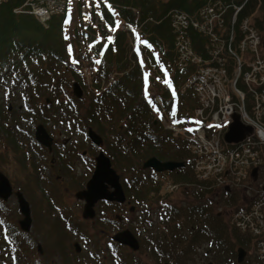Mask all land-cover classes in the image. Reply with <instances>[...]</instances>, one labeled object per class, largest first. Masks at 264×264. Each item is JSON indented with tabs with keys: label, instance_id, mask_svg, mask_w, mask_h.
<instances>
[{
	"label": "rangeland",
	"instance_id": "obj_1",
	"mask_svg": "<svg viewBox=\"0 0 264 264\" xmlns=\"http://www.w3.org/2000/svg\"><path fill=\"white\" fill-rule=\"evenodd\" d=\"M77 1L72 0L71 2L66 37L70 50V63L73 69L81 74V79L85 83H80L83 89L81 98H77L73 94V75L67 70L68 65L67 67L64 66L65 63L63 62H60V64L55 63L54 68L47 66V71L44 68V75L40 74V76L37 75L39 68H26V70H23L22 73H26L28 76L30 73L31 79H34L36 83L41 78L44 80L38 86H32L33 89H27L16 74L10 73L9 67H3L0 70V76H2L0 79V171L12 183L13 193L17 190L24 193L31 205L35 219L32 231L28 235L20 233L18 221L22 218V214L19 210L17 196L14 193L7 201L0 199V264H234L232 251L227 250L224 246H219L204 236L197 243V246L190 249L179 263H166L165 261L159 263L157 257L153 255L151 243L148 244L147 240L156 235V232L161 229L158 221L164 215L165 210L163 209L166 206V203L161 199L165 198L163 200L170 201V204H187L193 201L192 193L197 190H194L193 186L189 187L190 183L175 180L171 173L178 168L173 171L158 173L150 168L144 169L142 167L143 163L149 158L145 161L143 160L144 162L141 160L140 163L136 162V166L131 169L126 168V161L120 162L121 166L118 167L114 162L116 160L118 134L116 129L113 128L115 124L110 117L101 114L95 118L83 116L80 120L74 121L78 113L86 114L87 108L91 106L94 98L104 91L109 81L111 83V80L118 75V72H112L109 76H102L105 84L102 83V88L98 89L94 87L93 81L94 79L100 80L99 70L95 72L93 68L89 67L81 70V66L75 63L76 59L79 60L80 52L77 49L82 48V46L80 48L76 47L70 34L73 18L77 19L79 26L82 24ZM62 2L63 0H59L58 5H54L53 8H56V13L52 18L59 13ZM244 2L245 0H207V3L199 12L192 16L201 21L203 16L200 12L203 10L204 14H208L209 10L207 11V8L206 10L204 8L208 7L210 3L215 5L228 3L227 5L232 6L234 10L233 13L230 10L227 12V16L231 15V23H233V17L240 7L238 4ZM82 4H87L86 0H83ZM176 10L177 8L168 11L163 20L171 23V12ZM140 11L136 10L135 15L140 16L142 13ZM146 23H156V21L149 15L142 25H146ZM200 25L202 29L210 30L208 22H202ZM246 25H249L247 20L241 26L244 31H247L241 36V45L243 47L249 44L250 47L255 49L258 42L254 31L259 36V41H264V33L262 34L258 30H251ZM45 26L46 28L48 27V25ZM252 27L255 28V25L253 24ZM195 28L194 32H198L200 40L197 41L193 38L191 53L193 55L194 53L201 55L204 51L205 55L209 54L212 56V60L207 62H211V64H217L222 60L223 63L217 65L220 67H214V70L221 72L223 77L220 83L215 86V91L212 92L214 95L219 96L217 104L210 103L209 107H207L201 99L194 98V100L191 99L186 103V111L192 115L207 116L211 120L220 107L218 103L221 101L223 105L227 104L224 103L227 98L231 100L233 107L247 110L249 111L248 114H251V109L248 108V103H245V101L247 100L250 105L253 101L254 91L264 89V75L258 78L255 76V72L251 76L249 75L248 70L252 69L250 64L255 57L253 55L248 57V55L242 53V50L239 51L236 34L233 35L232 27L228 33L221 34H218L216 30L206 33L201 28L196 30ZM210 40L213 42L211 43ZM95 43V41L88 43L85 49L90 51ZM131 48L139 55L142 51V49L138 51L136 47L133 48L131 41H129L121 58V64L129 63V69L135 65V62L131 61L133 58ZM258 48L261 58L264 59V49ZM136 57L140 63L143 61V56ZM84 58H87V56ZM93 60L89 58V61H83L88 65L96 66ZM61 68L63 69V74L61 73L62 79L53 88L52 85L54 80H56L57 71L61 70ZM65 71L66 73H64ZM150 73L153 77L152 85L149 91L150 94H145L146 98L152 97L156 93L155 90H165L161 83V74L159 75L154 69H151ZM155 78L159 79L155 80ZM243 96L244 99H242ZM47 97L49 98L48 102L45 101ZM214 106L215 108L213 109ZM254 115L250 116L254 117ZM157 118L159 119V116L155 111L153 113L155 124L159 123L160 127L165 130L164 126L167 122H165V119L158 120ZM124 122L122 120V124H120L122 129L125 125ZM38 124H42L46 130V127H48V134L52 136L53 141L55 140V143L51 145L50 152L45 147H40L34 138ZM89 127L103 137V143L100 146L95 145L88 138ZM100 151H103L111 159L113 168L120 175V182L124 189L127 203L107 205L103 202H98L95 205L96 217L92 220L82 221L80 216L84 202L78 200L75 194L90 179L95 169L96 157ZM52 159H54L53 162ZM24 160L25 164H23ZM133 160L135 161L136 157ZM196 160L193 161L196 162ZM229 168L224 173L221 172L223 167L220 162L210 163L208 166L204 165L203 167L201 164H199V167L192 165V174L195 175L194 179L196 181L199 179V183H203L204 189L207 187L208 190L205 189V191L209 192L207 194L210 195L211 192L216 200H221L224 199L223 183L232 188L231 185L234 181L231 172L232 167L230 166ZM252 168L255 172L250 175L251 179L249 176H243L241 182L239 181L236 184L237 187L241 184L242 186L234 190L236 197L228 201L230 207L234 204L236 206L241 205L243 196V198H247L246 195L254 197V192L245 195L243 191L245 185L246 187L250 185L254 187L256 185L260 186L259 183H251L254 174L257 175L259 172V168L255 166ZM209 171L212 173L209 175L215 176L213 183L208 181L209 175L207 173ZM57 175H68V177L61 182L57 179ZM202 175H204L203 178H201ZM205 175H208V177ZM37 177L39 179L36 183H39L36 185L32 180ZM126 182H135V186L140 189L159 182V197L149 199L148 202L135 200L126 190L128 189ZM198 187L199 190H202L200 189L201 185ZM47 188L49 191L46 190ZM183 188L189 189L185 191ZM51 194H55L57 199L54 205L56 210L52 208L53 211L50 210ZM201 201L203 202V199ZM222 203H224V200H221ZM208 204L216 211L215 205L210 200ZM130 206H134V209L130 210ZM117 216H121L122 220H118ZM107 218L111 219V222H108ZM124 229L134 232L140 240L139 251L133 252L121 245L117 247L119 245L114 242L112 236ZM237 232H240L239 234L245 241L250 235H254L250 232V234L246 233L248 236H245L242 231L239 230ZM231 238L235 243V249L243 247L246 250L245 260L242 263H238L236 259V264H261L255 256V251L259 249L256 244L253 245L251 240L248 239V244L240 245L233 235ZM76 242L81 245L80 252L75 251L74 243ZM37 244L42 245L44 250L43 258L33 254Z\"/></svg>",
	"mask_w": 264,
	"mask_h": 264
},
{
	"label": "trees",
	"instance_id": "obj_2",
	"mask_svg": "<svg viewBox=\"0 0 264 264\" xmlns=\"http://www.w3.org/2000/svg\"><path fill=\"white\" fill-rule=\"evenodd\" d=\"M110 1L127 8L121 12L125 20L135 21L136 17L131 8L141 10L142 13L139 18L141 23L149 15L154 18L156 23H146L142 30L143 35L152 46V49H146L147 63L156 72H160V66L156 58L159 57L162 65L168 69L174 82L180 87L183 81L188 78L194 66L184 71H178L173 67L176 60L175 38L177 35L173 34L170 23L163 20V17L174 8L184 10L192 16L199 12L207 3V0ZM23 2L24 0H6L0 6V70L3 67H9L10 73L16 74L27 89H33L32 86H38L44 80L40 77L41 79L37 80L36 83L34 79H31L30 73L28 76V74L22 73L23 70H26V68H39L37 75L40 76V74L44 75L45 70L47 71V66L54 68L55 63L60 64V62H63L65 63L64 66L67 67L68 65L67 70L73 75L74 81L83 84L84 81L81 79L80 73L73 69L69 59L70 50L66 37L67 26L69 25L68 17L66 15L53 17L48 27L45 28L32 15L14 13V9ZM103 11L109 25H112L111 15L106 10L103 9ZM246 17H249L250 22H252L251 26L254 24L255 28L263 34L264 0H250V2H247L239 14V20ZM238 26L239 24L236 27L237 31ZM70 34L77 48L96 39L95 35L83 32L75 18H73L70 26ZM237 35L236 39L238 38ZM199 36L198 33H193V38L197 41L200 40ZM128 40L129 36L125 32L119 31L107 42H99L93 45V53L101 59L102 64L98 73L99 76H109L112 72H118V75L114 77L104 91L94 98L91 106L87 108L86 114L78 113L74 121L80 120L83 116L95 118L101 114L111 118V121L115 124L113 128L116 129L118 134L116 160L114 161L118 167L121 166L120 162L126 161V168L131 169L137 163L153 156L164 161H182L185 166L178 168L171 175L175 177L176 181H184L188 184L196 183L198 181L194 179L195 175L192 174L193 156L188 146L174 139L170 133L160 127L159 123L155 124L154 122L152 110L145 97L142 68L136 66L129 69V63L121 64V58L125 53ZM260 45L264 49L263 40ZM154 49L156 53L153 52ZM200 56L204 60L212 59V56L205 55L204 51ZM213 64L218 65V63ZM62 72V68L57 71L56 80L52 85L53 88L60 83ZM93 85L95 88L101 89L99 79H94ZM164 96L166 98L169 96L166 90ZM194 97L192 91L180 94L178 111L180 118L191 116L186 111L185 105L191 99L194 100ZM122 120L125 121L123 129L120 125ZM135 157L136 160L134 161ZM23 164H25V160ZM188 189L185 188V191ZM126 190L133 199L148 201L159 197L160 183L157 182L155 185L141 189L136 186H128ZM206 193L208 192L205 189L192 193L194 199L187 204L167 205L164 215L158 221L161 225L160 231H157L156 235L147 240L148 244L151 243L152 253L157 257L159 263L162 261L179 263L190 249L197 246V243L204 236L219 246H224L227 250L232 251L233 261L236 264L237 249L234 248L235 243L232 241L231 236L233 235L240 245L248 244V241H245L239 232L230 227L224 221L222 215L215 212L208 204L211 199ZM107 221L111 222L109 219Z\"/></svg>",
	"mask_w": 264,
	"mask_h": 264
},
{
	"label": "built area",
	"instance_id": "obj_3",
	"mask_svg": "<svg viewBox=\"0 0 264 264\" xmlns=\"http://www.w3.org/2000/svg\"><path fill=\"white\" fill-rule=\"evenodd\" d=\"M4 1L5 0H0V4ZM248 1L249 0H245L242 4L237 3L240 7L233 17V23H231V15L227 16L229 10L232 13L234 11L232 6L227 5L228 3L222 5L220 3L219 5L210 3L208 7L204 8L205 10L207 8V11L209 10L208 14H204L203 10L200 12L203 16L201 21L182 11H175L172 14L171 23L173 30L177 35L176 45L180 55L181 65L185 66L189 62L199 65L197 73L192 76L190 82L186 86L190 87L194 85L198 91L199 98L207 107H209L210 103L217 104L219 96L214 95L212 92L215 91V86L222 80L223 74L214 70V67L220 66L214 65L213 63L211 64V62L207 63L208 60H204L199 55L195 53L193 55L191 53V41L188 32L189 30H194V27H196L195 30L200 29V24L202 22H208L210 24V30L201 28L202 31H206V33L214 32V30H216L218 34L225 32L228 33L231 31L232 27L233 35L239 34L237 38L239 51L242 50V53L248 55V57L251 55L255 57V59L253 57L254 60L250 64L252 69L248 70L249 75L251 76V74L255 72L257 78L262 77L264 75V59L261 58L258 48H261L260 44L262 40L259 41V36L254 31L258 42L257 48L253 49L249 44H246L243 47L241 45V36L247 32L241 27L245 20L249 21V25H246L247 28L257 31L256 28L251 26L248 17L239 20V14ZM58 3L59 0H25L23 5L15 9V12L34 14L42 23H45L51 16L55 15L56 8L53 7L55 4L58 5ZM66 8L67 0H63L60 4V11L58 14L65 12ZM238 24L237 31L236 27ZM222 63L223 61L220 60L218 65ZM242 99H244V96ZM224 103L227 104L223 105L221 101L218 103L220 107L214 114L213 119L211 118V120H209L207 116H200L204 123L198 125L196 133L190 137L192 140V150L197 157L195 165L196 167H199V164H201L203 167L204 165L208 166L210 163L214 164L220 162L223 167L221 172L224 173H226L231 166V172L234 178L231 185L232 188L223 183V187H229L231 191L242 186L241 184L237 187L236 184L239 181L241 182L243 176H249L251 179L250 175L253 170L252 167L255 166L256 168H259L256 178L253 177L251 183H259L260 186L256 185L254 187L253 185H250L246 187L245 185L243 190L245 195L254 192V197L246 195L247 198H243V196L241 208L238 210H229L228 217L231 224L243 233L250 234L251 232L254 234L252 236L254 237L255 244L259 247L256 252L262 261V264H264V89H257L254 91L253 101L250 105L247 100L245 101V103H248V108L251 109V114H248L249 111L247 110L241 108L236 109L233 107V103H231L230 99L226 98ZM214 108L215 106L213 109ZM235 113L239 114L243 123L252 126L253 132L247 135L240 143L228 146L229 144L225 143L222 139L224 133L223 130L215 131V129H212L209 132V128L211 127L210 125H219L224 122L232 121V117ZM253 114H255L254 117L250 116ZM169 127L184 132L182 128L178 129L173 125H170ZM207 174L209 175L212 173L209 171ZM208 175L205 176L208 177ZM203 177L204 175L201 176V178ZM214 177V175H209L208 181L213 183Z\"/></svg>",
	"mask_w": 264,
	"mask_h": 264
},
{
	"label": "water",
	"instance_id": "obj_4",
	"mask_svg": "<svg viewBox=\"0 0 264 264\" xmlns=\"http://www.w3.org/2000/svg\"><path fill=\"white\" fill-rule=\"evenodd\" d=\"M73 93L78 98L83 96V89L78 82L73 84ZM247 132H251V127L243 125L238 118L230 125L229 131L225 135L228 142H239L244 139ZM89 138L92 142L100 146L103 143V137L94 131L91 127L88 129ZM35 137L39 143L51 149L53 138L48 134L43 125H38L35 132ZM184 162L177 161H161L157 157H151L144 162L143 168H152L156 172L173 171L175 168L183 167ZM255 172V171H254ZM13 194V186L9 178L0 171V199L7 201ZM18 205L25 218L20 220L19 225L24 231H29L31 227L30 207L27 200L24 198L21 191H17ZM76 197L85 200L84 217L92 218L95 216L94 206L102 199L113 202H125L126 195L120 182V175L112 166L111 159L100 151L96 157L95 169L89 179L86 188L77 192ZM113 240L128 246L133 251L140 249V242L132 231L125 229L117 232L113 236ZM76 252H80L81 246L79 243H74ZM246 257V250L243 247L237 249V261L242 263Z\"/></svg>",
	"mask_w": 264,
	"mask_h": 264
},
{
	"label": "flooded vegetation",
	"instance_id": "obj_5",
	"mask_svg": "<svg viewBox=\"0 0 264 264\" xmlns=\"http://www.w3.org/2000/svg\"><path fill=\"white\" fill-rule=\"evenodd\" d=\"M47 128V130L49 129L48 127H46ZM49 131V130H48ZM52 137V136H51ZM53 143H55V140L53 141ZM40 147H45V146H43V145H40ZM46 149H48V151L50 152L51 151V149H49V148H47V147H45ZM43 149V148H42ZM53 160L54 159H52V162H53ZM161 160V159H160ZM162 161H164V160H162ZM167 161H170V160H167ZM171 161H174V160H171ZM185 166V165H184ZM153 170V169H152ZM154 171V170H153ZM155 172V171H154ZM34 176V175H33ZM51 176V175H50ZM92 176V175H91ZM158 176V175H157ZM39 177H40V175H39ZM68 177V175H57V179L58 180H60L61 182H63V181H65L66 180V178ZM91 178V177H90ZM38 177L35 179V178H33V183H36L37 181H38ZM89 181V180H88ZM88 181L82 186V187H80V190H83V189H85L86 188V185H87V183H88ZM136 181V180H135ZM39 183V182H38ZM38 183H36V185L38 184ZM135 183V182H134ZM133 182L131 183H127L126 182V185H127V188H128V186L129 187H134L135 186V184H134ZM12 184V183H11ZM132 184V185H131ZM47 191H49V189L47 188L46 189ZM45 190V191H46ZM80 190H78L77 192H79ZM17 191H20V190H17ZM17 191H14V193H16ZM22 192V191H21ZM77 192H76V194H77ZM13 193V194H14ZM22 194H23V196H24V198L26 199V197H25V195H24V193L22 192ZM76 194H75V196H76ZM16 195V194H15ZM52 195V201H51V205H50V210L51 211H53L52 210V208L54 209V210H56V208H54V205L56 204L55 202L57 201V199H56V197H55V194H51ZM77 198V197H76ZM78 200H80V201H83L84 202V206H83V210H82V213H81V220L82 221H87V220H92V219H94L95 217H96V215H97V211H96V208H95V206H94V210H95V216L94 217H92V218H85L84 217V207H85V204H86V202H85V200H81V199H79V198H77ZM27 200V199H26ZM161 200H163V198L161 199ZM126 202H123V203H121V202H113V201H108V200H105V199H102V200H99L98 202H103V203H105V204H107V205H109V204H116V205H121V204H124V203H127V200H125ZM149 201V200H148ZM148 201H146V202H148ZM27 202L29 203V201L27 200ZM97 202V203H98ZM145 202V201H144ZM96 203V204H97ZM95 204V205H96ZM29 207H30V217H31V227H30V230L29 231H24L23 229H21V227H20V233H23L24 235H28L31 231H32V227H33V223H34V215H33V211H32V209H31V205H30V203H29ZM134 209V206H130V210H133ZM19 210H20V208H19ZM20 213L22 214V218L20 219V220H22L23 218H25V215L21 212V210H20ZM118 220H122V217L121 216H117L116 217ZM84 219V220H83ZM20 220L18 221V225H19V222H20ZM107 220H108V218H107ZM109 220H111V219H109ZM106 221V220H105ZM66 224H68L67 222H66ZM66 227V226H65ZM67 229V228H66ZM43 252H44V250H43V248H42V245L41 244H37L36 246H35V249L33 250V254L34 255H36V256H38V257H40V258H43L42 256H43Z\"/></svg>",
	"mask_w": 264,
	"mask_h": 264
},
{
	"label": "snow or ice",
	"instance_id": "obj_6",
	"mask_svg": "<svg viewBox=\"0 0 264 264\" xmlns=\"http://www.w3.org/2000/svg\"><path fill=\"white\" fill-rule=\"evenodd\" d=\"M119 26V24L117 23V27ZM97 63H99V60H97ZM141 63L143 64V61H141ZM173 115H175V113H173ZM188 131H194L193 129H188Z\"/></svg>",
	"mask_w": 264,
	"mask_h": 264
},
{
	"label": "bare ground",
	"instance_id": "obj_7",
	"mask_svg": "<svg viewBox=\"0 0 264 264\" xmlns=\"http://www.w3.org/2000/svg\"><path fill=\"white\" fill-rule=\"evenodd\" d=\"M124 9H127L126 7Z\"/></svg>",
	"mask_w": 264,
	"mask_h": 264
}]
</instances>
